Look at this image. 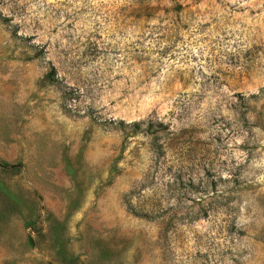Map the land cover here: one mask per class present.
<instances>
[{
	"label": "rangeland",
	"instance_id": "obj_1",
	"mask_svg": "<svg viewBox=\"0 0 264 264\" xmlns=\"http://www.w3.org/2000/svg\"><path fill=\"white\" fill-rule=\"evenodd\" d=\"M0 264H264V0H0Z\"/></svg>",
	"mask_w": 264,
	"mask_h": 264
},
{
	"label": "trees",
	"instance_id": "obj_2",
	"mask_svg": "<svg viewBox=\"0 0 264 264\" xmlns=\"http://www.w3.org/2000/svg\"><path fill=\"white\" fill-rule=\"evenodd\" d=\"M50 74L51 75L54 74V69H52V71H50ZM120 124L124 125L123 122H121ZM124 126H126V125H124ZM130 126L133 127V128H138L139 127V123H132Z\"/></svg>",
	"mask_w": 264,
	"mask_h": 264
}]
</instances>
